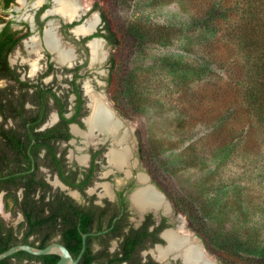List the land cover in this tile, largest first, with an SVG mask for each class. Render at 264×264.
Masks as SVG:
<instances>
[{
	"label": "flooded vegetation",
	"instance_id": "flooded-vegetation-1",
	"mask_svg": "<svg viewBox=\"0 0 264 264\" xmlns=\"http://www.w3.org/2000/svg\"><path fill=\"white\" fill-rule=\"evenodd\" d=\"M14 1L0 0V6ZM17 2L27 11L14 18L19 26L0 14V231L10 232L14 245L59 243L76 264H218L215 259L223 264L194 238L187 220L175 223L174 205L157 180L142 171L147 182L140 181V146L136 154L109 84L111 103L94 93H101L94 84L88 81L94 92L86 87L84 76L105 61L108 65L110 55L99 10L79 0L64 10L57 0ZM94 15L97 25L80 31ZM94 39L102 41L99 60H93ZM96 104L119 122L113 133L90 126ZM126 145L130 156L118 165L110 153ZM145 185L162 195L167 212L134 198ZM169 231L187 238L186 243L160 258ZM187 243L200 251L194 262L185 254Z\"/></svg>",
	"mask_w": 264,
	"mask_h": 264
},
{
	"label": "rangeland",
	"instance_id": "rangeland-1",
	"mask_svg": "<svg viewBox=\"0 0 264 264\" xmlns=\"http://www.w3.org/2000/svg\"><path fill=\"white\" fill-rule=\"evenodd\" d=\"M17 1L7 8L0 6V14L19 26L14 18L20 20L27 11L18 9ZM214 1L121 0L115 13L121 24L137 22L153 28L164 23L182 28L172 45H149L143 39L144 51L122 68L124 95L119 101L129 144L136 154L140 146L138 170L160 183L174 205L175 223L183 220L186 225L187 220L194 238L206 242L209 253L217 256L216 250L227 245L243 253L237 236H251L253 242L264 239V137L242 97L246 67L242 52L228 36L232 20L220 21L214 35L187 30L192 14ZM220 1L223 6L234 2ZM79 2L94 5L95 11L102 4V0ZM105 49L108 56L112 48L106 45ZM20 52L25 55L22 46ZM207 53L213 60L208 72L194 73L189 68L182 76L177 73L181 69L170 71L164 65L166 59H180L184 66L195 64ZM106 63L83 79L86 87L92 90L89 82L94 84L101 93L92 91L111 103L105 89Z\"/></svg>",
	"mask_w": 264,
	"mask_h": 264
},
{
	"label": "trees",
	"instance_id": "trees-1",
	"mask_svg": "<svg viewBox=\"0 0 264 264\" xmlns=\"http://www.w3.org/2000/svg\"><path fill=\"white\" fill-rule=\"evenodd\" d=\"M11 0H5L9 2ZM119 1V2H118ZM121 0H102L98 6L103 22V36L111 46L108 65V84L111 96L115 101L120 113L124 114V109L120 105L123 92L122 71L127 61L137 53L142 51L143 39L147 38L149 45H172L174 41L182 35V28L172 24H155L149 28L144 24L132 22L121 24L119 17L115 13L117 5ZM233 5L223 6L220 0L197 9L192 14L188 31L201 29L211 35L218 32L220 21L232 20L228 29V36L234 41L244 58L246 67L242 97L246 103V109L254 120V125L264 137V0H233ZM144 51V50H143ZM170 67V71H178L180 75L185 74V69H193L196 73L208 72L211 69L213 60L211 56L203 54L195 64L181 63L180 59H166L164 65ZM182 66V67H181ZM125 81V80H124ZM127 84V80H126ZM120 88V91H119ZM159 183V182H158ZM159 186L161 187L160 183ZM162 188V187H161ZM238 245H243V253H239L237 246L227 245L216 250L217 257L225 264H264V239L255 241L249 236L243 238L236 237ZM16 244L10 237V232L0 231V253ZM205 244H207L205 242ZM208 246V245H207ZM35 259L41 264H55V255H32L26 251H16L10 256L0 259V264H31L30 260ZM28 261V263H27Z\"/></svg>",
	"mask_w": 264,
	"mask_h": 264
},
{
	"label": "bare ground",
	"instance_id": "bare-ground-1",
	"mask_svg": "<svg viewBox=\"0 0 264 264\" xmlns=\"http://www.w3.org/2000/svg\"><path fill=\"white\" fill-rule=\"evenodd\" d=\"M57 1L60 2V4H61L60 9L62 8L63 10L70 8L72 3H73V0H57ZM67 12L71 13L72 11L67 10ZM98 21H99V17L97 15H94L92 20L89 23L85 24L84 26H80L79 30L80 31H89L97 25ZM47 38L50 41H52V36H51V33L49 31H47ZM90 45L92 48L93 60L94 59L99 60V57H96V56H98V54L100 56H102V54L99 53V51L102 48L101 47L102 41L99 39H94L90 43ZM67 55L68 54L63 53L62 57L65 59L67 57ZM93 119H94V120H92L93 122H89V124L92 128H93V126H99L102 129L107 130L109 133H113L116 130V128L119 126V122L112 117V114L108 110H105L103 107H101L99 104L95 105L94 118ZM124 137L125 136L122 137V140H124ZM130 151H131V147H129V145H126L123 149H121L119 151L112 150L110 153V156H111V159L116 164L120 165V164H123L126 161V159L130 156ZM138 176H139L140 181H142L143 183L147 182V175L146 174L141 172V173H139ZM134 198L150 201L152 204H154L158 207H162L165 212H167L169 210L168 204L164 201V199L162 198V195H160L158 192H156L150 185H145L142 188H140L138 191V194ZM165 236H166L167 240L169 241V244L166 248H162L159 250V257L160 258H163L164 256H166L169 251L177 249L181 245L185 244L186 242H184V241H185V239H187L185 237L180 236L177 232L175 233L173 231L167 232L165 234ZM192 243L191 244L187 243V249L185 251V254L187 255V257L190 260L195 261L197 255L200 254V251H199L197 245L192 244ZM202 264H214V263H211L208 260H204Z\"/></svg>",
	"mask_w": 264,
	"mask_h": 264
},
{
	"label": "water",
	"instance_id": "water-1",
	"mask_svg": "<svg viewBox=\"0 0 264 264\" xmlns=\"http://www.w3.org/2000/svg\"><path fill=\"white\" fill-rule=\"evenodd\" d=\"M19 250L26 251L34 255L56 253L59 255V260L55 264H76V260L73 259L68 249L59 243H53L44 248H36L28 244L14 245L1 252L0 259L10 256L11 254Z\"/></svg>",
	"mask_w": 264,
	"mask_h": 264
}]
</instances>
